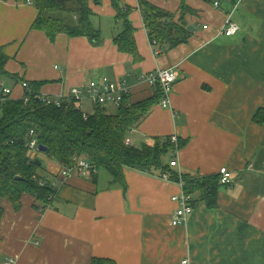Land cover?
I'll use <instances>...</instances> for the list:
<instances>
[{
    "label": "crops",
    "instance_id": "0c3cea01",
    "mask_svg": "<svg viewBox=\"0 0 264 264\" xmlns=\"http://www.w3.org/2000/svg\"><path fill=\"white\" fill-rule=\"evenodd\" d=\"M142 1L122 2L132 9L139 62L114 42L125 25L116 20L111 0L90 4L100 19L101 46L67 35L51 42L32 30L39 13L34 5L0 2V50L9 57L10 74L1 80L13 89L14 100L25 96L24 82L45 83L41 94L57 98L105 77L124 80L134 104L158 92L143 80L146 75L173 69L179 77L169 107L158 101L130 135L132 145L176 135L187 142L176 170L210 177L228 168L233 183L220 189L218 207L198 201L187 224L173 226L178 204L172 198L182 188L159 173L126 169L125 191L105 170L95 180L63 181V167L47 156L41 175L61 182L57 197L45 212L27 194L20 209L2 200L0 264H264V124L254 120L264 116V0H187L194 13L184 23L180 0H145L174 14L188 32L186 42L160 55ZM227 18L241 28L235 36L222 34ZM110 106L117 113L115 105L104 110Z\"/></svg>",
    "mask_w": 264,
    "mask_h": 264
},
{
    "label": "trees",
    "instance_id": "16d2710c",
    "mask_svg": "<svg viewBox=\"0 0 264 264\" xmlns=\"http://www.w3.org/2000/svg\"><path fill=\"white\" fill-rule=\"evenodd\" d=\"M27 3L28 0H16ZM38 10L32 30L46 34L51 42L60 35L71 38L86 37L95 46L103 43L102 32L97 29L92 18L96 16L91 9V0H30ZM181 1V18L184 23L188 14L194 13ZM96 3L102 0H95ZM117 15L116 20L124 22V31L114 40L120 52L132 55L135 62L141 61L135 39L136 29L130 22L132 9L124 6L123 0H111ZM151 44L155 43L164 53L187 41V30L176 24V16L145 0L141 3ZM9 57L0 50V80L10 76L6 72ZM16 84L21 81L16 78ZM2 81V80H1ZM45 83L28 82L25 98L11 100L0 105V227L4 219L1 207L7 199L16 209L21 208L24 195H30L40 203L36 206L45 212L53 206L58 190L41 175L43 162L30 156L28 145L30 134L34 131L39 146L47 148L46 156L59 163L63 168L74 166V158L84 159L95 165L99 171H107L113 185L127 191L125 170L143 174L159 173L163 178L168 175L170 182L184 183L185 193L194 197L193 204L205 202L209 209L218 207V195L223 185L221 175L199 177L181 174L171 166L173 156L181 151L186 141L179 139L174 144L171 138H155L152 144L140 147L127 146L126 140L148 117L153 107L161 99V90L155 97L131 103L126 97L124 104L115 115L109 114L104 107H98L88 114L75 101L57 107L48 106L42 100L41 89ZM254 120L264 124V116L257 114ZM168 156L171 158L167 161ZM41 162V164L38 163ZM21 180H17V178ZM98 175L90 179L95 180ZM42 182L46 184L41 185ZM54 197V199H53Z\"/></svg>",
    "mask_w": 264,
    "mask_h": 264
},
{
    "label": "built area",
    "instance_id": "2783aa9c",
    "mask_svg": "<svg viewBox=\"0 0 264 264\" xmlns=\"http://www.w3.org/2000/svg\"><path fill=\"white\" fill-rule=\"evenodd\" d=\"M7 1L8 0H0V2ZM25 4L33 5L30 0H28V2ZM219 5V3H216V6ZM205 29H207V27H205ZM240 29L241 28L237 23H235L231 18H227L222 29V34L228 37H232L238 34ZM153 46L156 50V54L160 55L161 50L159 48L156 49L157 44L155 43ZM178 77V73L173 69H161L146 75L143 80L149 86L161 90V105L163 108H168L170 105L171 94L174 90V86L178 81ZM22 86L25 90H30V86L27 82H24ZM131 93L132 88L126 81H113L105 77L99 81L90 82L84 88H74L69 94L63 97L53 98L42 95V100L48 106L56 105L57 107H62L63 105H66L71 101H75L77 105L81 107V104L88 100L96 107L115 105L119 108L124 104L126 97L131 96ZM24 98L25 96L22 99ZM25 99L26 101L28 100L27 98ZM11 100H14L13 89L0 80V105H3ZM30 137L31 141L28 145V149L30 156L34 159L40 152V146L34 131L31 132ZM171 141L174 144H178L179 138L176 135L172 136ZM126 145L133 146L130 138L126 140ZM177 154L178 152L175 154V156H173V160L171 161V166L176 169L179 168ZM74 161L75 164L73 167L63 168V170L61 171L60 175L62 177L60 179H62L63 181H66L67 179L69 180L74 176H79L83 179H90L92 176L99 174V169L91 162L84 159L79 160L77 158H74ZM179 173L180 176H182V173L180 171ZM219 175H221V182L223 185L228 186L233 183V173L228 168H222ZM163 179L167 182H170V178L168 175H165ZM60 183L61 182L57 181V183H53L52 185L58 188L60 186ZM45 184V182L41 183L42 186H44ZM178 185L182 188V193L172 198L173 202L178 204V208L176 209L172 220L173 226H181L187 224L189 217L194 213L195 209L193 204L194 197L185 193L183 181L181 180V183H179ZM187 263L188 262H184V264ZM5 264H15V260L10 259L9 261L5 262Z\"/></svg>",
    "mask_w": 264,
    "mask_h": 264
},
{
    "label": "rangeland",
    "instance_id": "374dc122",
    "mask_svg": "<svg viewBox=\"0 0 264 264\" xmlns=\"http://www.w3.org/2000/svg\"><path fill=\"white\" fill-rule=\"evenodd\" d=\"M99 20L100 19L97 16H94L92 18V22H93V24H94L95 27H96V25H97V23H98ZM84 111L86 113H91V112L94 111V106L89 101H87L84 104ZM108 112H109V114H113V113L116 114V108H114L113 106H110V107H108ZM38 156H39V159H41L43 161V163H44L45 162L44 159H45V157H47L45 155V153L39 152L38 153ZM167 161H170V157L169 156L167 158ZM103 173L106 174L107 172L106 171H103Z\"/></svg>",
    "mask_w": 264,
    "mask_h": 264
},
{
    "label": "water",
    "instance_id": "95a60500",
    "mask_svg": "<svg viewBox=\"0 0 264 264\" xmlns=\"http://www.w3.org/2000/svg\"><path fill=\"white\" fill-rule=\"evenodd\" d=\"M189 30L192 31V26L189 27ZM39 151H40L41 153H46V152H47V148L41 146V147L39 148ZM38 163L41 164L40 161H38ZM17 180H21V178L18 177Z\"/></svg>",
    "mask_w": 264,
    "mask_h": 264
}]
</instances>
